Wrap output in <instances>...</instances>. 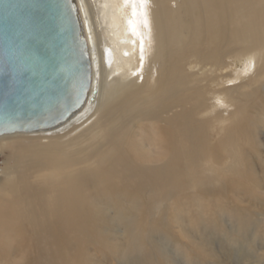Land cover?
Listing matches in <instances>:
<instances>
[{
    "label": "bare ground",
    "instance_id": "6f19581e",
    "mask_svg": "<svg viewBox=\"0 0 264 264\" xmlns=\"http://www.w3.org/2000/svg\"><path fill=\"white\" fill-rule=\"evenodd\" d=\"M76 3L92 84L65 123L0 136V154L10 151L0 161V264H56L61 244L73 264H85L91 241L108 225L95 206L109 203L121 212L127 199L142 223L147 193L160 200L158 207L168 201L172 216L228 236L240 256L246 245L244 258L260 257L264 0ZM250 137L248 149L241 141ZM204 165L209 174L196 175ZM245 198L258 207L243 205ZM160 214L148 223L152 241L127 231L121 260L114 244L113 257L100 256L108 264H154L150 251L165 258L162 245L171 242L185 264L212 260ZM96 258L93 264H105Z\"/></svg>",
    "mask_w": 264,
    "mask_h": 264
},
{
    "label": "water",
    "instance_id": "95a60500",
    "mask_svg": "<svg viewBox=\"0 0 264 264\" xmlns=\"http://www.w3.org/2000/svg\"><path fill=\"white\" fill-rule=\"evenodd\" d=\"M91 84L76 0H0V136L65 123Z\"/></svg>",
    "mask_w": 264,
    "mask_h": 264
},
{
    "label": "rangeland",
    "instance_id": "374dc122",
    "mask_svg": "<svg viewBox=\"0 0 264 264\" xmlns=\"http://www.w3.org/2000/svg\"><path fill=\"white\" fill-rule=\"evenodd\" d=\"M259 125H261V126L264 125V122H261V124H259ZM261 129H262L263 133L260 134V138L263 139L264 138V127H261ZM241 142H243L242 143L243 146L245 145L244 147L247 146V148L250 149V145H251V143L254 142V138L250 137L249 140L244 139ZM9 153H10V151L6 149L5 154H0V161L5 156L9 155ZM201 165H202V163H201ZM214 166L216 167V165H214ZM212 168L215 169L213 166H212ZM208 169H209V166L204 165V167H200V168L198 167L197 169H195L194 173L196 175H201V176H203L204 174L207 175V174H209ZM259 174H261L260 176H263L261 171L259 172ZM153 195L154 194L147 193L146 195L143 196L142 201L144 202L145 205H147V210H146V214H145L146 217H144L146 219H145V221L143 220L142 223H140L139 221H137V223H136L134 221V220H136V215L139 212L138 207L134 208L132 205H130L127 202V199H123L122 202H120L121 206H122L121 212H118L116 207L114 205H112V206L109 205V203L106 204L107 206H105L103 204L102 205L100 204V206L99 205L95 206L96 209H93L94 211L97 210L98 212L100 211L101 213H103L102 217H100L99 220H101L102 223L108 222L107 223L108 225L105 227L106 228L105 232L106 231L107 232L105 233L103 231V233L101 235H99L98 237L95 236L94 239L91 241L90 251H89V253H87V256L85 258V261H86L85 264H93L94 257H97L96 259L103 261L105 264H108L111 259L110 258L105 259L104 257H101L100 254H109L108 251L113 246V244L118 245L115 247V250L119 251V253H120V255H118L115 258V260L116 259L121 260L122 254L124 253V251L128 247L129 235L132 234L133 232L135 233V231L136 232L139 231V234L142 237H144L146 240L152 241L151 236L148 235V227L150 226V225H148V223H150L152 220L153 221L156 220L155 218H158V217H156V214L159 212H161L160 215H163L162 219L165 218L163 220V221H165L164 223L167 226H170L171 228L173 227V231L179 232V234H181V236L183 238H186L185 242L187 241V239L192 241V242L194 241V242L199 244V248H201L203 251H204V249L207 250V252L206 251L205 252L209 255L210 259H212V260L204 259L205 264H238L236 262L238 260H246V261H248L249 264H263L264 263V250L262 249V247L264 246V235L261 234V235L257 236L256 240H255V243H256L255 249L257 250V254L261 258L260 257H252V258L246 259V257L244 258V256H243V255H246V252H248L246 245L243 249L244 254L242 253V256H240V252L238 253V250H237L238 249L237 243L236 242L235 243L229 242V240L227 239L228 236H224V235L217 233L215 231H211V230L206 229L205 224H203V221L196 224V223H191L188 219H184V216H182V217H178V215L172 216V214H170L171 213L170 211H173V210H172L171 206L168 207L169 206L168 201H164V206H163L162 204H163L164 199L163 200L161 199L162 202L160 203V205L158 207V202H160V200H157V198L153 197ZM242 204L245 206H251L252 205L253 207L254 206L258 207L257 205L252 204L249 201V199H246V198L244 199ZM257 210H259V209H257ZM124 222H126V223H124ZM225 224H228V226L230 227L231 223L228 220L225 222ZM137 226H140V227H138V229H137ZM228 233H230V235L235 236V233L232 232V230H230V229H229ZM145 239H144V241H145ZM251 240H253V237H251ZM189 245H190L192 250L195 249V251L198 252L196 250V248L191 243H189ZM0 246H1V244H0ZM59 247H61V248H58L57 252L55 253V261H56L55 263L58 264V261H62L64 264H73L75 261H73V259H72L73 256H71L69 254V252L67 251L68 247L62 246V244ZM123 249H125V250H123ZM146 249L149 250L151 248L149 246H147ZM162 250L164 252L165 251L166 252L164 253L165 258H161V259L158 257V251H150V252H153L154 257H155V260L152 259V260H154V264L163 263L166 260L168 255H170L174 260L173 261L170 259L171 264H185L184 260L182 261V258H181L182 256L178 255L179 253L174 248V246L171 242L169 243L168 246L166 244H163ZM196 252H194V255H192V256L196 257V255H195ZM112 253L115 255L114 252H112ZM140 254H142V253H140ZM192 254H193V252H192ZM114 255L109 254L110 257H113ZM215 255L218 258L217 260L214 257ZM2 259L3 258L0 257V263H1ZM201 262H203V261H201Z\"/></svg>",
    "mask_w": 264,
    "mask_h": 264
}]
</instances>
